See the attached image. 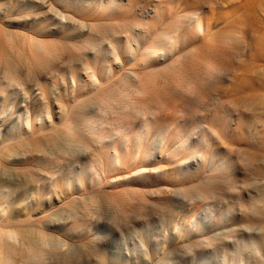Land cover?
I'll return each mask as SVG.
<instances>
[{"label":"bare ground","instance_id":"6f19581e","mask_svg":"<svg viewBox=\"0 0 264 264\" xmlns=\"http://www.w3.org/2000/svg\"><path fill=\"white\" fill-rule=\"evenodd\" d=\"M203 1L200 2L204 5L202 8L207 7ZM207 2L206 5L211 4ZM4 3V12L24 6V3L28 8H47L37 12V31H51L48 27L43 29L42 23L48 25L56 21L58 31L64 33L62 38L65 44L61 43V49L58 46L60 50L63 49V53H60L64 57L59 58L61 64L58 65L70 70L67 71L66 80L72 88L68 96H71L74 105L63 114L64 123L58 130L45 135L44 140H32L36 162L45 167L40 172L38 170L40 181L45 179L47 188L53 192L58 190V186L65 185L69 196L81 193L87 185L93 192L87 196L79 195V201L70 196L73 212L62 216L65 222L59 220L53 223L52 220L51 224H47L50 227H39L34 223L33 227L30 223L27 226V221H22L26 225L20 221L19 226L22 227H17L19 222L14 224L16 221L13 222L11 217L14 205L12 191L17 189L20 179L16 177L7 186L10 180L5 171L8 169L4 171L6 165L3 164L4 168L1 165L0 264H46L43 255L59 250L63 257L55 258L58 259L55 260L56 264H77L79 253L69 238L83 237L81 226L90 227L87 220L94 213L102 211L106 206L103 200H106L107 207L115 208L116 214L122 216L118 224L143 227L147 214L158 217V211L169 209L172 215L205 203L207 197L210 198L208 202L217 201L219 204L221 200L228 202L235 196L243 195L242 192L246 197L243 214L248 218L246 224L258 219L261 223L257 227L245 224V227L225 235L223 228L232 225L239 207L233 215L225 216L226 223L224 217L221 219V215L216 216L212 211L208 221L195 218L187 219L179 226L174 224L173 231L164 232L161 239L148 245L150 252H145L138 245L132 248V254L128 256L102 253L103 259L98 264H147L152 258L161 264H187L193 262L194 258L225 247L230 249L219 264H264V145L259 143L256 148L262 152L256 151L250 156L248 164H234L233 157L225 152L231 147L229 141L233 138L230 140V137L236 131L233 122L247 130L257 127L255 123L246 122L250 121L246 119V112L251 116V121L264 125V107L262 103L246 104V101H240L224 105L222 113L219 108L210 112L212 106L221 104L218 99L223 90L222 83L232 79L233 69L227 49L242 43L244 35L240 40V36L234 34L210 36L208 30L202 33L203 18L198 14L199 9L193 14L186 11L174 15L169 13L170 19L163 17L164 6L159 4V0H153L152 7L148 8L140 0H5ZM98 11L114 20L103 21L104 24H100L98 31H93L94 34H85L83 30L88 29L87 25L83 27L82 19L74 15H93ZM45 13L50 20L45 19ZM25 18H18L22 20L21 25H33L28 16ZM77 25L82 29H78ZM76 33L85 36L76 41ZM33 34L37 35L36 32ZM37 36L29 38L22 35V44H26L27 40L29 45L24 49L26 58L38 55L37 52L42 49L48 50V43L46 47L43 39ZM10 37L7 35L9 41ZM53 45L50 43L49 48ZM56 65L54 67L58 68ZM89 81L93 90L87 88ZM112 85L114 88H111ZM76 87L79 88L75 90ZM43 90L35 93L37 99L47 97V91ZM25 99L22 98V102ZM206 112L211 116H205ZM203 118L209 119L208 125H200ZM182 119L186 123L180 124ZM193 119L196 125L189 128L187 122ZM46 127L53 128V123L47 122ZM250 134L251 140L253 134ZM14 136H11L14 140L16 138L20 144H25L23 139H19L21 136ZM221 149L225 151H219ZM225 171L231 174H223ZM232 172L242 176L245 182L241 180L243 184L237 185ZM52 183L54 186L50 188ZM133 183L151 185H144L143 191H140V188L130 187ZM119 186L126 188H121L123 193L114 190ZM21 189L17 190L18 193ZM69 190L73 193L69 194ZM129 190L132 191L131 195ZM43 193L44 187L40 186L30 191L32 206L37 208L42 205ZM69 220L79 223L81 228L78 231L81 230V233L77 231L74 234L66 227ZM230 235L238 237L237 240L230 243L233 239H230ZM17 255L20 260H14Z\"/></svg>","mask_w":264,"mask_h":264},{"label":"rangeland","instance_id":"374dc122","mask_svg":"<svg viewBox=\"0 0 264 264\" xmlns=\"http://www.w3.org/2000/svg\"><path fill=\"white\" fill-rule=\"evenodd\" d=\"M0 1H1L0 2V166L2 165V167L4 168V165H6L7 167L5 166L3 170L5 171V169H8L11 173L10 174L8 170L5 171L6 175L9 177L8 180H10L7 182V186L11 185V180L15 179L16 177L20 179L19 184L17 185L18 187L16 186L17 189L14 188L15 189L14 192L12 191V198L14 200V205L11 211V217H13V222L16 221L14 224H17V222H19L16 225L17 227H22L19 226L21 225L22 221L24 222L27 221L25 222L27 226L30 224L33 225L34 223V225H38L39 227H50V225L47 224L48 223L51 224L52 220L53 223L54 222L57 223L59 222V220H63L62 222H65L63 217L65 215L72 214L73 208L71 206L72 199L70 198V196L75 198V201L76 200L79 201L80 198L79 195L87 196L89 193L93 192L91 187H89L88 185L84 188V191H82L79 194H71L72 191L69 190V194H71L70 196L67 194V191L65 190V185L58 186L57 187L58 190H55V192L51 191L49 188H47L46 186L47 183L45 179L43 181H40L41 177L39 176V172L40 170H44L45 167L41 163L36 162L37 156H35L34 155L35 153L32 151L35 148L31 147L33 145L32 143L33 139L44 140L43 137H46L48 133L58 130L62 126V122L64 123L63 121L64 115L67 112H69L74 105L71 96L70 95L68 96L72 88L70 87V83L66 80L67 75L69 73L67 71L70 70L67 69L66 67L64 69L62 65H61L62 67L59 66L61 64L60 59L64 57V55L62 54L63 49L60 50L61 43L63 42L65 44V40L64 38H62L64 33L62 34L61 32H59L60 29L56 27L55 24L56 21H54L55 23L51 22L50 24L52 25L48 23V25L50 26H48L46 22L42 23L43 29H46L48 27L47 29H50L51 31L48 32L44 31L43 33H39L37 31L35 24L36 21L38 22L39 20L38 19L39 15L37 14V12H43L45 9L47 10V8H43L44 10H42L38 6H35L34 8L33 7L28 8V6L25 5L26 3H24L23 5L25 7L17 6L16 8L18 9L14 8L4 12V10L2 9L6 4L4 3L5 0H0ZM145 1L140 0V3H144L145 7L147 8L152 7L153 0L152 1L145 0ZM199 1L200 0H178V1L159 0V4L164 6L163 17L169 19L171 18V15H174L176 13L187 11L188 13L193 14L197 12V10L199 9L198 14L200 13L199 16H202L203 18L202 33L203 32L206 33L208 30V32H210L211 34L210 36H213L214 34L220 36L221 35L233 36L234 34L235 36H240V40H241V36L244 35L242 43L239 42L234 46H229L227 49V52L229 53L231 58V67L233 69L231 76L232 79L231 81H227V82L224 81L222 83L223 90L221 91L218 99L219 102H221V104L218 103L216 107L212 106V110L210 112H213L215 109L218 110L217 108H219L220 113H222L223 112L222 107L225 108L224 105L228 103L234 104V102L239 103L240 101H244V102L246 101V104L247 103L250 104V102L262 103L261 105H263L264 107V0H207L208 1L207 3L211 2V4L213 3L212 5L210 3L209 5H206L205 3L206 0H204L203 2L207 7H203V8H202V6H204L203 3L202 5L200 3L202 0L200 2ZM16 10L18 11L16 12ZM25 13L28 15H25ZM169 13L171 15H169ZM45 14L48 17L47 18L44 15L45 19L50 20L49 15H47V13ZM24 15L25 17L28 16L29 18L28 20L30 22H33V25L26 23L25 25H21L22 20L19 21L18 18L20 19L24 18L23 20H25L26 18L23 17ZM74 16L80 20L82 19V21L84 22L83 27L87 25L88 29L84 28L83 30L85 34L87 33L91 34V32L92 34H94L100 28V24L102 26L106 21H109L110 19L114 20L113 17L110 18L105 17L104 14L101 13L100 11L96 12V14L93 15L91 13L90 14L78 13ZM149 17L150 16H148V18ZM92 25L94 26V28ZM77 27L78 29L81 28L78 25ZM90 27H92L93 29ZM32 29L34 32L31 31ZM32 32L33 33L36 32V34L40 36H37ZM85 34L83 35V33L82 34L76 33L74 34L76 38L75 37L74 38L76 39V41L78 40L80 41L82 37L85 36ZM7 35L8 37H10L11 35L10 41L9 38H7ZM22 35L24 37L26 36L29 38L32 36L34 37L37 36L39 38L41 37V39H43L42 42L44 41L46 47L48 43V47H47L48 50H46L47 52L45 50L43 51L42 49L41 51H38L39 53L37 52L38 55L35 56L29 55L28 56L29 58L28 57L26 58L27 54L24 49L29 45L27 40H26V44L24 43L22 44L21 42ZM49 42L52 45L54 44L52 46L53 49L52 47H50L51 49L49 48L50 45ZM64 44H62V48ZM58 46L60 49L58 48ZM54 54H56V56L58 57L54 56ZM53 56L54 59L52 58ZM197 58L195 59L197 60ZM26 59L29 60V62ZM39 63H41V65H39ZM56 63L57 65L60 63L58 65L59 69L57 67H54ZM145 68H149V67H145ZM53 70L56 71L53 72ZM10 72L13 73L10 74ZM9 75L11 77L13 75L15 78L12 77L13 79L10 81L11 78ZM114 85L110 87L114 88L113 87ZM41 88L47 91V97L37 99L38 95L35 93L41 91L42 90ZM78 88L79 87H76L75 90H77ZM87 88L93 90L90 81L87 83ZM54 96L57 99L60 98V100L58 101ZM26 97H28L29 100L28 102ZM22 98L23 99L26 98L25 101H23L24 103L22 102ZM21 103L23 105H21ZM232 110L235 111L234 108H232ZM240 110H237L236 112ZM245 115H247L246 119L250 120L246 122L255 123L257 124V127H252L247 130L246 127H241V126L237 127L233 122V126L235 127L236 131L235 133L232 132L234 134L230 137V140L231 138H233L231 141H229L231 147H229L228 151L222 149L219 150L222 152L225 151L226 155L228 156L231 155V157H233L232 159H234L233 163L236 165H238V162L239 164H248L249 161H251L249 159H251V157L254 154H256L257 152H262L261 150L256 148L259 145V143L260 144L263 143L264 145V125L262 124V122L259 123V122L251 121L250 119L251 116L249 114H246V112ZM205 116L210 117L211 114L206 112ZM47 122H52L53 128L46 127ZM183 123H186V120L182 119L180 121V124ZM199 123L201 126H203L204 124L208 125L209 119L206 120L203 118L202 120H200ZM187 124L189 125V128L193 127L196 125V120L193 119L187 122ZM199 132L201 133L200 130ZM249 133L253 134L251 140L249 138L251 137L249 136ZM14 135L18 137L21 136L19 139L20 140L23 139L25 144L21 143L22 144L21 145L20 142L16 141L17 140L16 138L14 140L13 137H11ZM254 135H255V142L253 143ZM230 150L232 153L229 152ZM247 155L251 157L249 158L247 157ZM234 157L236 158V160ZM222 173L225 175L231 174V172L227 173V171ZM232 174H233L232 176L234 177V182H236L237 185L243 184L241 180L245 182V179L242 176L236 174L235 172H232ZM52 182L54 183V181ZM53 183L52 186L50 185V188L54 186ZM144 185L146 187H150L148 185L151 184L133 183L130 185V187H137L140 188V191H143L145 187ZM20 186L22 187V189L19 191L20 193H18L17 190L21 188ZM38 186L44 187V193L41 197L43 198L42 205L37 206L36 208V206L31 205L33 199H31L30 197V191L32 189H36ZM121 188H123L124 190L126 189L124 188V186H119L118 189L116 188L114 190H116L119 193L121 192L123 193L124 191ZM244 189L245 187L243 188V190ZM129 193H130L129 195H131L132 191L130 192L129 190ZM242 193L243 195L242 194L240 196L238 195L239 197L235 196L234 198L228 200V202H226L225 200L224 201L221 200L219 204L217 203V201L208 202L210 198L207 197L208 200L206 199L207 201L205 200L206 201L205 203H200L199 204L200 206L199 205H196L195 207L190 206L189 209H184L179 213L175 212L176 215L174 213L170 215L171 213L169 209H163L162 211H158L160 213L158 214V217H154L151 214L149 215L147 214L145 215L146 221L143 227L140 226L138 227L137 225L133 227H123L122 224H118L122 216L116 214L117 212L115 208L107 207L108 204L106 200H103L105 202L104 205L106 204V206L102 209L101 212L99 213L96 212L93 214V217L92 216L89 217L87 221L90 222L89 225L90 227H86V225L81 226L83 229V233H81V230L78 231V229L81 228L80 226H78L79 223H77L76 221L70 222V220L67 222L66 227H69L71 229L70 230L71 232L75 234L78 231V233L83 234L82 235L83 237L81 239L69 238L71 243L74 244L72 245L73 248L76 247L75 250L79 254H81L80 252H82L83 254V255L77 254V258H76L77 264H82V263L98 264V262L101 261V259H103L102 253L108 254L109 256L119 255V253L128 256L132 254V248L138 245L139 248L141 247L144 248L145 252H150L148 245L152 242L158 241V239H161L162 234L164 232L168 233L171 230L173 231L172 226L174 224L179 226L184 224L183 222H185L187 219L194 220L195 218L196 219L204 218L205 221H208L210 213L212 211H214V214L216 216L221 215V219H223L224 217L223 220L225 219L227 220V217H229L231 213L232 215L236 213V209H238L239 207L240 210L237 212V215L234 217V221L232 222V225L224 226L223 230L226 231L225 235L228 232L234 233L236 229L237 230L239 229V227L253 226L255 228L261 222L260 220L258 222V219L256 222V219H254V223H252L251 221V223L246 224V222L248 223V218L243 215L245 212L244 199L246 197H244L245 195L244 192ZM63 208H65L66 213L63 211ZM59 209H62L60 211L61 212L63 211V213H60ZM194 209L195 211H192ZM55 212L57 213V215ZM225 216L227 217L225 218ZM54 217H58L59 219L55 218L54 220ZM226 220L224 221L225 223ZM38 221L41 223H39ZM25 223L22 222L23 225H26ZM232 227L234 230L233 229L231 230ZM45 230L47 231V229ZM229 237L230 239L233 238L230 243H232V241H234L235 239L237 240L238 238L235 237L234 235H230ZM222 249L214 250L208 255L194 258L193 262L187 264H219L221 262L223 255L226 254V252L228 251V249H230V247H228V249L226 247L225 249L223 250ZM18 256L19 255L15 256L14 260H20ZM58 256L63 257L60 250L51 251V253L43 255L42 258L46 259L47 262L46 264H53L52 263L53 260H54V264H56L55 260L58 259L55 258H57ZM78 256L81 258H79ZM82 258H84V261ZM262 259H263L262 261L264 262V256H262ZM80 260L82 261L80 262ZM22 261L25 262L26 260L22 259ZM155 262L157 263L158 260H156V258H152L150 259L149 262L147 261V264H156ZM157 264H161V263L159 262Z\"/></svg>","mask_w":264,"mask_h":264}]
</instances>
